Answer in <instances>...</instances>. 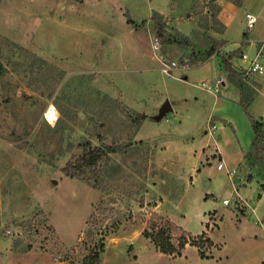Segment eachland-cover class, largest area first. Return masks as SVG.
<instances>
[{
	"label": "rangeland",
	"instance_id": "obj_1",
	"mask_svg": "<svg viewBox=\"0 0 264 264\" xmlns=\"http://www.w3.org/2000/svg\"><path fill=\"white\" fill-rule=\"evenodd\" d=\"M153 9L200 52L223 43L219 54L163 51ZM256 50L264 63V0H0V264H84L100 239L101 264H264V170L246 159L264 76L250 80L260 96L246 110L221 60L240 71ZM216 78L226 83L213 94ZM89 144H129L110 155L101 189L93 171H63ZM233 146L245 163L217 170ZM158 217L181 227L176 244L205 232L203 257L192 245L160 252L143 236Z\"/></svg>",
	"mask_w": 264,
	"mask_h": 264
},
{
	"label": "trees",
	"instance_id": "obj_2",
	"mask_svg": "<svg viewBox=\"0 0 264 264\" xmlns=\"http://www.w3.org/2000/svg\"><path fill=\"white\" fill-rule=\"evenodd\" d=\"M151 21L163 51L169 47H176L185 52H190L194 60L202 61L209 60L215 54H219L220 45L223 43L219 44L218 41H214V44L209 49L200 52L197 50L196 43H194L192 37L183 34L177 29L170 28L164 15L156 10L152 12ZM132 22V19H128V23ZM221 60L227 79L235 87L239 88L241 104L248 110L250 103L258 96L257 89L250 84V81L247 82L243 79L241 72L233 66L229 58L221 56ZM130 111L131 113H129V116L132 117V113L136 115L134 121L138 125H141L146 120V115L138 114L132 109H130ZM247 114L253 126L254 139L251 147L246 153V159L253 167L257 166L264 170V118L256 120L248 111ZM128 146L129 144H116L113 146L101 145L96 147H92L91 144L84 145L81 155L69 161L63 171L65 175L71 178H81V174L88 170L93 171L95 177L94 182H89L94 188L101 189L102 184L107 180L103 178L101 173L111 169L107 162L110 159V155L118 153L122 148ZM112 171H115V169L112 168ZM262 188L264 189V184H262ZM94 220L93 218V221H90V226L92 227L99 223V221L97 222ZM179 229H181V227L177 226L174 222L158 217L157 219L153 218L151 220L149 227L143 231V236L151 240L159 251L164 254L181 255L187 245H192L199 249L203 257L204 251H202V248L205 244L212 243L206 236V233L203 232L197 236L183 234L177 240L178 244H176L173 241V232ZM105 247L103 239L97 241L96 245L89 248L83 263L101 264V256L105 252Z\"/></svg>",
	"mask_w": 264,
	"mask_h": 264
},
{
	"label": "built area",
	"instance_id": "obj_3",
	"mask_svg": "<svg viewBox=\"0 0 264 264\" xmlns=\"http://www.w3.org/2000/svg\"><path fill=\"white\" fill-rule=\"evenodd\" d=\"M246 21H247V33L249 32H252L254 27H255V24L257 23V18L251 14V13H248L246 15ZM157 41V44L156 46H160L159 44V41ZM254 43L253 41L251 40L250 41V46H252ZM251 53L249 51H244L242 56L240 57V61L242 66V68L240 69V72L242 74V77L245 81H250L251 79H254V78H260L262 76H264V63L262 61V56L261 54L259 53V50H256L253 54L252 57H250ZM175 69H177V63H168V64H164V67H163V72L168 74V75H172V71H174ZM203 85H208L207 82H203ZM225 85V80L224 78H216L214 80V84H213V87L210 86V88H208V91L210 93H213V94H216L218 92V90ZM226 167H225V163L224 161L220 162L217 166V169L218 170H224ZM233 171V170H232ZM232 171L228 170V173L231 175V177H233L234 175V171L232 173ZM224 205H228L230 203V201L228 199L224 200L223 201Z\"/></svg>",
	"mask_w": 264,
	"mask_h": 264
},
{
	"label": "crops",
	"instance_id": "obj_4",
	"mask_svg": "<svg viewBox=\"0 0 264 264\" xmlns=\"http://www.w3.org/2000/svg\"><path fill=\"white\" fill-rule=\"evenodd\" d=\"M154 1H157V0H154ZM153 10H156L158 12H160L161 14H163V12H161L160 10L158 9H153ZM153 12V11H152ZM226 83V82H225ZM225 86V85H224ZM257 89V88H256ZM258 96H260V90H258ZM260 98V97H259ZM260 102H261V99H260ZM258 107L261 108V104L259 103L258 104ZM262 118H264V114L261 115ZM252 141V140H251ZM217 142V141H216ZM220 143V142H219ZM250 144H252V142H250ZM243 148V147H242ZM220 149H222L221 153L223 155V161L225 163V167L226 168H229L231 167V164L232 166L234 167V165H238V164H244L245 163V157H244V153L242 152V150L237 149L236 146H233L232 148L228 147V148H224V147H221ZM218 170V169H217ZM225 170V169H224ZM219 171H223V170H219ZM252 187V185H250ZM244 191V189H242ZM249 188H247V193H244V194H248L249 192ZM252 191L255 192V187L253 185V188H252ZM262 195V198L260 200L263 201L264 200V192L261 194ZM261 197V196H260ZM189 245H187L188 247ZM187 247H186V250H187Z\"/></svg>",
	"mask_w": 264,
	"mask_h": 264
},
{
	"label": "bare ground",
	"instance_id": "obj_5",
	"mask_svg": "<svg viewBox=\"0 0 264 264\" xmlns=\"http://www.w3.org/2000/svg\"><path fill=\"white\" fill-rule=\"evenodd\" d=\"M56 108L52 105L47 111V119L50 123H54L57 119Z\"/></svg>",
	"mask_w": 264,
	"mask_h": 264
},
{
	"label": "water",
	"instance_id": "obj_6",
	"mask_svg": "<svg viewBox=\"0 0 264 264\" xmlns=\"http://www.w3.org/2000/svg\"><path fill=\"white\" fill-rule=\"evenodd\" d=\"M171 108V105H170V103L169 102H167L166 103V105L164 106V110H168V109H170Z\"/></svg>",
	"mask_w": 264,
	"mask_h": 264
}]
</instances>
